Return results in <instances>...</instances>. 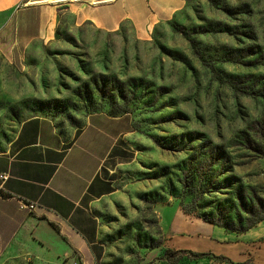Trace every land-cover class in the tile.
Returning <instances> with one entry per match:
<instances>
[{
    "label": "rangeland",
    "instance_id": "rangeland-1",
    "mask_svg": "<svg viewBox=\"0 0 264 264\" xmlns=\"http://www.w3.org/2000/svg\"><path fill=\"white\" fill-rule=\"evenodd\" d=\"M117 1L26 0L31 7H54L55 36L38 42L25 60L15 55L11 61L1 54L9 53L13 30L1 36L6 43L0 42V86L7 93L0 108V152L15 147L29 117L50 121L65 142L91 115L113 117L118 142L107 165L116 170L111 175L119 179L118 187L138 177L150 179L151 191L143 196L148 223L120 222L119 214L103 208L104 221L115 222V230L103 239L108 252L95 250L96 264L192 260L187 252L176 251L172 259L166 255L154 212L156 189L164 183L167 209L178 205L201 220L222 215L237 223L243 202L264 199V156L240 139L264 120V0H157L148 8L146 0ZM85 8L113 28L137 8L138 16L107 31L79 18ZM101 76L111 79L101 81ZM141 205L124 207V216L131 219ZM176 221L182 228L207 231ZM257 234L238 237L222 250L247 252L243 264H262L264 237L256 239Z\"/></svg>",
    "mask_w": 264,
    "mask_h": 264
},
{
    "label": "crops",
    "instance_id": "crops-1",
    "mask_svg": "<svg viewBox=\"0 0 264 264\" xmlns=\"http://www.w3.org/2000/svg\"><path fill=\"white\" fill-rule=\"evenodd\" d=\"M146 1V8L157 2ZM171 4L170 8H173ZM99 7L102 6L88 5L86 8ZM86 8L79 11V18L107 31L114 30L124 20L135 21L138 16L137 8L113 28L110 22L88 14ZM53 10L51 6L31 7L26 0H0V42H5L1 36L6 31L13 30L7 40L9 53L1 51L3 60L11 61L15 55L25 60L38 42L51 41L56 30V23L50 20ZM142 13L146 14V11L142 9ZM16 17L22 21H16ZM6 93L5 85L1 84V109L5 108ZM33 120H39L35 142L21 145L15 141L13 149L0 152V264L22 260L30 263L32 260L33 264H96L95 250L104 248L99 252L104 250L106 254L109 246L103 239L115 230L112 225L115 222L106 223L101 211L105 208L112 214H119L120 222L134 220L147 224L143 196H148L151 191L150 179L138 177L117 186L119 179L111 175L116 170L107 165L115 157L118 142L117 132L111 127L113 117L103 113L91 115L69 142L64 141L50 121L29 117L23 121L17 140L21 136L24 142L30 138L27 124ZM161 186L156 189L154 212L167 250L211 253L243 264L247 252L243 255L244 252L237 250L233 254L222 250V246L234 244L238 237L255 231L258 232L256 239L264 237V221L238 235L187 215L178 205L167 209L163 200L164 183ZM31 202L38 205L35 211L23 208ZM135 202L142 204L141 208L136 209L137 215L132 210L131 219H128L123 209ZM176 219L200 224L207 231L182 228ZM143 228L140 232H144ZM180 264L215 263L209 257H201Z\"/></svg>",
    "mask_w": 264,
    "mask_h": 264
},
{
    "label": "trees",
    "instance_id": "trees-1",
    "mask_svg": "<svg viewBox=\"0 0 264 264\" xmlns=\"http://www.w3.org/2000/svg\"><path fill=\"white\" fill-rule=\"evenodd\" d=\"M194 46V43H192ZM216 79L220 83H225L226 81L221 75H216ZM101 81H109L111 78L106 76L100 77ZM96 80V85H97ZM30 127L29 135L30 138L27 139L26 142L22 140V136L19 138L18 143L21 142L23 144H32L37 140L38 134H39V120H33L29 124H27V127ZM240 139L242 141V144L244 147L252 152H254L256 155L264 156V120L260 121L258 125L250 126L249 131H243L240 135ZM244 199H241V201ZM183 212L187 215H190L188 211L183 208ZM242 214H237V223L235 221L229 222V219H224L222 215H220L217 218H208V217H202L203 221L208 222L210 224L223 227L229 232L236 233L238 235L245 234L249 232L251 229H253L255 226H257L259 223L264 221V199L257 198L256 202H252L250 204H245L243 202L242 205ZM199 218V217H197ZM186 252V251H181ZM189 253L193 258H201V257H209L214 259H224V260H230L227 257L224 256H217L215 254L211 253H196V252H187ZM166 255L169 258H174L176 255V251L167 250ZM181 262V259L178 258L175 260L174 264H179Z\"/></svg>",
    "mask_w": 264,
    "mask_h": 264
},
{
    "label": "built area",
    "instance_id": "built-area-1",
    "mask_svg": "<svg viewBox=\"0 0 264 264\" xmlns=\"http://www.w3.org/2000/svg\"><path fill=\"white\" fill-rule=\"evenodd\" d=\"M38 205L36 203H26L23 208L29 211H35L37 209Z\"/></svg>",
    "mask_w": 264,
    "mask_h": 264
}]
</instances>
